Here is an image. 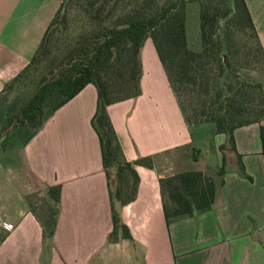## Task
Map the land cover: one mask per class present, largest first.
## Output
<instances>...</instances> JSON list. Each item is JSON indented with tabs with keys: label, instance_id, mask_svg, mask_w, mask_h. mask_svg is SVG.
I'll list each match as a JSON object with an SVG mask.
<instances>
[{
	"label": "crops",
	"instance_id": "obj_1",
	"mask_svg": "<svg viewBox=\"0 0 264 264\" xmlns=\"http://www.w3.org/2000/svg\"><path fill=\"white\" fill-rule=\"evenodd\" d=\"M47 2V13L37 9L31 18L21 13L23 23L15 32L9 25L10 9L0 7V92L36 50L59 4L40 0V5ZM244 3L264 50V0ZM139 60L140 94L106 107L124 160L152 159L150 169L133 167L138 177L134 199L110 205L98 139L90 125L96 91L87 84L22 143L25 129H13L0 147V264H264V162L258 124L232 132L235 152L251 181L237 174L235 154L224 151L220 186L215 172L225 136L204 124L183 122L150 39L144 41ZM187 171L213 178V204L206 212L166 224L158 180ZM52 187H58V202L50 237L44 238L28 198L37 195L52 207L47 195ZM111 209L128 239L119 230L110 238Z\"/></svg>",
	"mask_w": 264,
	"mask_h": 264
},
{
	"label": "trees",
	"instance_id": "obj_2",
	"mask_svg": "<svg viewBox=\"0 0 264 264\" xmlns=\"http://www.w3.org/2000/svg\"><path fill=\"white\" fill-rule=\"evenodd\" d=\"M192 2L198 6L196 52L188 48L185 38L184 10ZM71 16L75 24L65 41L71 46L68 71L41 83L18 107L11 104L2 108L0 104V135L10 126L36 131L56 109L91 84L96 91V106L90 125L98 139L110 205L113 200L121 205L132 201L138 183L133 167L150 169L152 159L124 160L106 107L140 94L139 52L144 41L150 39L183 122L209 123L214 134L225 136V144L218 148L221 163L215 172L219 185L225 172L224 151L235 154L237 174L251 181L235 152L232 132L258 124L264 162V96L259 82H244L237 72L258 68L264 71V50L244 0H59L36 50L19 74L41 62L56 34L55 28L67 30ZM234 39H239V44ZM19 74L3 89H9ZM46 104L50 107L44 113ZM5 141L6 138L0 147ZM158 185L166 224L206 212L213 204L214 180L198 171L162 177ZM47 195L52 201L49 216L44 222L38 219L44 238L50 237L54 225L58 187L48 188ZM111 222L110 238L117 230L122 238H129L113 209ZM3 237L0 235V240Z\"/></svg>",
	"mask_w": 264,
	"mask_h": 264
},
{
	"label": "rangeland",
	"instance_id": "obj_3",
	"mask_svg": "<svg viewBox=\"0 0 264 264\" xmlns=\"http://www.w3.org/2000/svg\"><path fill=\"white\" fill-rule=\"evenodd\" d=\"M40 4H41L40 0L39 1L0 0V7L8 8L11 11L12 22H10L9 25L12 26L13 32L16 31L17 25H22L23 23L22 21H20L21 13L27 15L30 14V18H31L33 13L37 9H39L40 12H42L44 9L45 13L49 11L50 3L47 2V4L42 6ZM197 13H198L197 3L192 2V3H188L185 6V10H184L185 38L188 48L194 52L199 50ZM69 19H68L69 24L67 30H64L63 28L60 27L55 28L56 34L52 39L53 41L51 42L47 54L45 55V57L42 58L41 62H39L36 66H31V68L25 74H19V78L15 83L11 84L9 89L6 90L3 89L0 92V104L2 105V108L3 107L6 108L11 104H14L15 106L18 107L20 103L23 104L26 101L25 99H27L29 96H31L34 93V91L37 90L38 86L41 83L46 82L52 78H55L56 75L59 76L65 74L68 71V68L70 67V64L72 62L69 58V52L71 50V46L69 47V44H66L65 41H66V37H71L70 33L72 32V28L75 24L72 16ZM234 40L236 44H239V39H234ZM241 41L244 43L243 39ZM237 73L240 79L243 80L244 82L247 83H255L256 81L259 82L264 91V71L260 70L259 68L248 69V70L243 69V70H239ZM263 96H264V92H263ZM49 107L50 105H48L43 109L44 113L48 110ZM204 126L205 128H207L208 131L210 130V128H213L212 125L210 124H204ZM24 129H25L24 134L22 137H20L19 140L20 143H22L26 139V137L30 135V133L33 131L32 128L25 127ZM13 132L14 131L10 132V134H13ZM193 133L196 134L195 131H193ZM16 135H18L19 138L20 131L16 132ZM5 145H6V141H5ZM174 158H176L175 154H174ZM28 199L31 208L37 215V218L41 222H44L45 219L48 218L49 216L50 205L47 204L41 197L37 195H32Z\"/></svg>",
	"mask_w": 264,
	"mask_h": 264
},
{
	"label": "water",
	"instance_id": "obj_4",
	"mask_svg": "<svg viewBox=\"0 0 264 264\" xmlns=\"http://www.w3.org/2000/svg\"><path fill=\"white\" fill-rule=\"evenodd\" d=\"M13 129V126H10L8 129H6L5 131H3L0 135V145L1 143L4 141V139L7 137V135L9 134V132H11ZM20 129V128H19ZM18 138V136H17ZM113 178V177H112Z\"/></svg>",
	"mask_w": 264,
	"mask_h": 264
}]
</instances>
